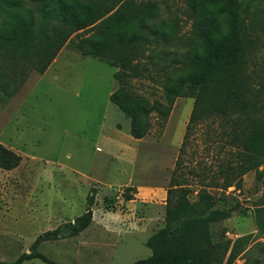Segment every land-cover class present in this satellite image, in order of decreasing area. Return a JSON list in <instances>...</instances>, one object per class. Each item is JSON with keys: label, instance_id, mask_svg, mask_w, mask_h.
Segmentation results:
<instances>
[{"label": "rangeland", "instance_id": "1", "mask_svg": "<svg viewBox=\"0 0 264 264\" xmlns=\"http://www.w3.org/2000/svg\"><path fill=\"white\" fill-rule=\"evenodd\" d=\"M64 1L77 13H84L88 5L123 7L117 17L109 18L113 10L73 35L72 44L66 43L44 74L30 71L20 81L17 79L23 76L18 69L7 73L0 64V144L11 155L2 154L1 162L12 166L20 159L10 169L0 166V262L15 263L30 253L40 235L62 227L65 236L37 248L49 260L58 264H136L153 255V238L167 226V192L174 183L177 160H185L182 171L193 191L188 199L194 202L202 185V180L193 175L201 172L199 164L213 162L212 156L217 153L228 159L238 150L226 147L225 140L208 142L206 125L182 150L194 98L168 96L162 86L166 82L177 86L193 71L194 55H204L199 21L189 11L190 0ZM7 11V18L12 12L26 16V11L18 7ZM150 11H156L152 20ZM250 11L249 20H241L243 16L238 19L226 13L220 0L212 5V14L223 32L245 31L264 39V9L251 7ZM147 23L152 25L147 27ZM119 26H128L130 34H138L139 40L123 49L114 47V39L108 34ZM87 37L94 38V49L100 55L120 59L123 68L71 47ZM164 49L171 54L162 67L158 53ZM145 54H150V59H144ZM143 65L147 71H143ZM117 73L122 76L120 81ZM239 77L242 79L244 73ZM120 86L131 96L128 106L146 131L138 144V168L132 169L138 174L134 180L139 185L128 181L129 164L117 160L123 155L124 161H130L132 152L121 155L116 139L106 135L116 127L125 133L131 129L132 118L110 100ZM158 103L163 104L164 111L169 110L166 120L158 113ZM143 106L145 110H141ZM106 137L114 142L109 143ZM122 143L128 149L135 148V144ZM192 154L195 159L189 163ZM147 170V175L141 174ZM126 187L137 189L132 200L123 198ZM92 188L97 189L93 220L86 230L70 236L65 225L85 213ZM208 190L219 193L218 189ZM228 193L241 203V212L179 234L176 243L164 248L165 255L173 256L182 241L199 244L208 234L214 241L228 242L231 248L237 239L245 237L235 263L264 264V158L242 176L239 190L231 187ZM23 264L46 263L33 259Z\"/></svg>", "mask_w": 264, "mask_h": 264}, {"label": "trees", "instance_id": "2", "mask_svg": "<svg viewBox=\"0 0 264 264\" xmlns=\"http://www.w3.org/2000/svg\"><path fill=\"white\" fill-rule=\"evenodd\" d=\"M220 1L226 13L233 14L238 19L243 16L241 20H249L251 7L264 9V0H249V4L247 0ZM213 3L214 0L189 1V11L196 17L195 20L199 21L204 55L202 57L194 55L192 58L194 69L187 74L185 80H180L177 86L166 82L162 87L168 96L194 98L192 114L182 145L183 151L192 141V135L197 134L199 128L206 125L204 129L208 142L219 143L225 140L226 147H235L238 152H233L228 159H223L217 153L212 156L213 162L199 164L201 172L193 175L202 180V185L198 186V199L194 202L188 199V195L193 191L189 188L191 184L183 173V169L186 168L185 160L180 158L177 160L173 173L174 183L167 192V226L153 238L151 244L153 255L136 264H236V257L242 252V244L246 240L245 237L237 239L231 248L228 242L214 241L208 234L199 244L182 241L173 256L164 253V248L177 242L179 234L207 227L234 212H241V203L228 193V189L235 187V190H239L242 176L255 169L264 158V39L257 34L247 35L245 31L223 32L212 14ZM94 6H84V13H77L73 6L67 5L64 0H27L10 5L1 2L2 69L7 73L18 69L23 77L18 78L15 72L13 76L20 81H24V77H27L30 71L44 74L66 43L67 46L72 44L73 35L92 26L113 10L114 13L109 18L117 17L123 7ZM15 7L24 9L26 16L21 17L12 12L7 18V10ZM154 13L156 11H150L151 20L154 19ZM151 25L152 23H147L146 26ZM108 36L114 39V47L117 49L126 48L139 40L138 34H130L128 26H119ZM94 45V38L87 37L71 47L83 55L105 60L110 66L123 68L124 63L120 59L112 60L106 55H100L94 49ZM170 54L166 49L158 53L162 67ZM142 56L144 59L151 57L150 54ZM143 71H147L146 65H143ZM241 72L244 73L242 79L239 77ZM121 78V74L117 73L116 79L120 81ZM0 98L2 100V96ZM110 100L126 116L132 118L129 134L135 139H143L146 131L140 126L139 116L128 106L127 102L131 101V96L124 86L115 90ZM143 105L147 106L146 103ZM144 106L141 110L146 109ZM157 108L162 120H166L170 114L169 110L164 111L162 103H158ZM216 134L221 136L220 139L207 137L215 138ZM2 154L10 155L0 144L1 167L10 169L19 164V158L12 166L3 164ZM194 159L192 154L189 163L194 162ZM207 179L209 181L205 183L204 180ZM209 188L218 189L219 193H211ZM136 193L135 187H126L123 198L132 200ZM96 194L97 189L92 188L87 197L85 213L73 223L65 225L70 229L68 235L76 236L90 226ZM63 235L65 236L62 227L47 231L35 240L30 253L23 254L15 263L0 264H23L33 259H39L46 264H58L46 258L37 248L41 243L59 239ZM230 248L231 252L226 260Z\"/></svg>", "mask_w": 264, "mask_h": 264}, {"label": "crops", "instance_id": "3", "mask_svg": "<svg viewBox=\"0 0 264 264\" xmlns=\"http://www.w3.org/2000/svg\"><path fill=\"white\" fill-rule=\"evenodd\" d=\"M115 128V127H114ZM114 130V131H113ZM113 130H109V132H107L106 133V135L107 136H112V137H114L116 140H115V142L113 141V139H112V137H106V140L109 142V143H115V144H117V149H118V151H119V153L122 155V154H124V152H126L127 150H129V151H131L132 152V154H131V156H129V159H130V161H128L127 162V159H126V161H124V159H125V156H124V159H123V155L121 156L122 157V159H121V157L120 158H117V160H118V163L120 162V163H123V165H127V164H129V168L131 169V171L128 173L129 174V176H128V181L129 182H131V183H136V184H138L139 185V183L136 181V180H134V177L136 176V175H138V174H136L132 169H137L138 168V153H139V149H138V144H139V142H141L143 139H140V140H138V139H135V138H133L129 133H125V132H123L121 129H119V128H115V129H113ZM129 142V143H131V144H135V148L134 149H128V148H126V146L122 143V142ZM121 142V143H120ZM114 156H115V154H113ZM127 155V154H126ZM108 156H111V154H108ZM127 157V156H126ZM115 159H116V157H115ZM115 159H114V162H115ZM124 161V162H123ZM119 170V173H122V169L120 168V169H118ZM139 171V170H138ZM137 172V171H136ZM148 170L147 171H142V173L141 174H145V175H147L148 173ZM130 184V183H129ZM127 186H129V185H127Z\"/></svg>", "mask_w": 264, "mask_h": 264}]
</instances>
